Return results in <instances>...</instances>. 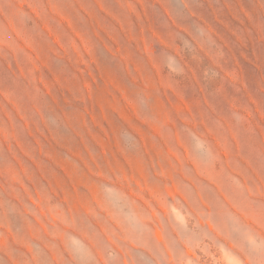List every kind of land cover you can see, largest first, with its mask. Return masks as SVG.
Listing matches in <instances>:
<instances>
[{"label":"rangeland","instance_id":"1","mask_svg":"<svg viewBox=\"0 0 264 264\" xmlns=\"http://www.w3.org/2000/svg\"><path fill=\"white\" fill-rule=\"evenodd\" d=\"M51 1L72 14L0 0V264H264L197 167L220 169V89L264 94L214 81L231 49L264 66V11L244 33L230 0H93L74 31Z\"/></svg>","mask_w":264,"mask_h":264},{"label":"crops","instance_id":"2","mask_svg":"<svg viewBox=\"0 0 264 264\" xmlns=\"http://www.w3.org/2000/svg\"><path fill=\"white\" fill-rule=\"evenodd\" d=\"M28 3L35 7L31 0H28ZM48 4L54 5L56 9L52 10V13L58 14L61 21L68 22L75 31L77 24L74 22L79 21V18L88 20L91 13L89 7L93 5V0H67L66 6L72 7L71 15L70 11L59 3L55 4L51 1ZM247 4L258 6L257 10L260 11L261 8L262 13L264 11L263 0H230L229 3V20L236 23L239 21V28L244 33L249 32L254 17L252 10L250 12L245 9ZM239 11H243L244 15L241 12L239 14ZM259 31L263 38L264 29L260 28ZM231 55L234 60L229 65H221L229 77L214 79L217 85L264 86V77L261 76L264 75L262 64L257 61L237 60L233 49ZM228 67L230 71H232L231 67H234L235 72H229ZM259 70H262L261 75ZM236 71L243 73L240 77H236L238 74ZM254 73L257 74L252 77ZM220 92V104L208 103L214 111L213 126L207 127V122L210 124L209 118H203V123L214 135L213 146L220 152L219 156L215 157V160L218 158L220 160V169L211 173L199 159L198 171L214 183L213 189L228 201L230 207L264 233V94L256 97L250 94L244 105L241 101L235 100L232 94L223 96L221 89ZM219 212H221L220 208H215L214 214Z\"/></svg>","mask_w":264,"mask_h":264}]
</instances>
